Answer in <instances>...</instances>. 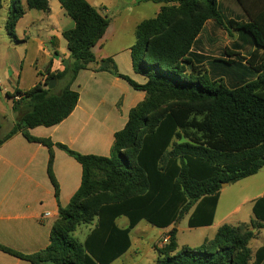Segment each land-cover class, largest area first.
Wrapping results in <instances>:
<instances>
[{"label":"trees","instance_id":"1","mask_svg":"<svg viewBox=\"0 0 264 264\" xmlns=\"http://www.w3.org/2000/svg\"><path fill=\"white\" fill-rule=\"evenodd\" d=\"M235 1L243 19L231 18L219 0H140L162 6L136 29L133 68L147 78L139 85L121 75L113 59L98 62L93 54L110 19L87 0H58L73 22L62 33L69 62L63 71L47 70L33 88L7 94L13 110L24 111L0 138V146L19 133L45 145L57 199L54 146L81 164L82 182L70 204L59 207L45 250L34 255L1 245L0 250L31 264H112L131 248L132 230L147 221L160 229L172 227L161 239L168 237V242L154 246V264H264V238L255 253L250 247L256 236L253 230L264 228V195L254 202L255 219L239 226L222 225L201 248H179L175 227L185 216L189 228L212 226L222 184H235L264 168V0ZM26 9L48 13L49 0H26V7L22 0H10L6 23L10 36ZM210 20L230 36L238 35L221 58L194 51ZM92 67L145 93L130 111L126 126L115 134L109 157L82 155L30 134L33 128L56 126L71 115L79 102V93L71 86L81 70ZM51 80L63 84L60 92L48 89ZM121 217L129 222L124 229L116 224ZM93 223L80 242L74 236L77 229Z\"/></svg>","mask_w":264,"mask_h":264},{"label":"crops","instance_id":"2","mask_svg":"<svg viewBox=\"0 0 264 264\" xmlns=\"http://www.w3.org/2000/svg\"><path fill=\"white\" fill-rule=\"evenodd\" d=\"M219 1L228 10L231 18L243 19L245 17L235 0ZM49 5L50 12H45L44 17L31 21L23 30L24 41L26 43L33 42L37 51L34 65L38 77L35 78L36 80L30 88L22 89L20 85L23 63L20 62V71L13 68L12 72H9L18 78L14 89L12 91L7 89L0 79V95L13 94L16 89L27 91L39 81L44 80L47 70L52 73L63 71L69 62L70 52L67 42L63 45L62 33L65 29L72 28L73 22L68 28L54 26L52 21H54L55 15L50 0ZM53 5L57 12H64L59 2H54ZM29 11L26 9L25 16L18 22L16 28L26 18ZM102 11L101 13L106 16L104 13L108 12L107 8L103 7ZM138 25L133 30V37L131 34L124 36L116 34L117 31L110 21L105 35L92 51L98 62L111 58L121 75L129 77L139 85H144L147 78L135 72L131 57V49L136 44L135 33ZM232 34L233 39L229 43L221 45L220 41L223 36L229 34L210 20L198 36L194 51L201 56L221 58L225 48L231 47L237 39V33L233 32ZM205 64L207 63L205 62ZM62 87L63 84H59V86L56 84L55 89L59 88L56 92H60ZM71 89L79 93V102L71 115L56 126L33 128L30 130V134L38 139H49L54 144L66 145L82 155L109 157L115 134L126 126L130 111L144 100L145 93L135 90L123 78L108 72H97L93 67L81 70ZM53 155V174L59 187L58 199L47 171L49 149L45 145L30 142L19 133L0 146V245L21 255H34L48 247L52 226L59 217V207H67L81 186L83 175L81 164L56 146L53 147ZM259 174H264V168L249 178ZM263 195L264 189L259 196L250 201L252 208L254 202ZM221 197L222 190L215 220ZM241 206L243 205L233 209L232 215L239 214ZM122 218L117 219L116 224L119 228L124 229L127 226L120 225ZM228 219L229 215L225 213L221 218V223L228 224ZM253 219L255 218L252 210V217L242 224H249ZM94 225L95 223L82 225L86 226L84 231L82 226L77 229L75 236L76 233L83 232V238L78 239L80 242L85 241ZM178 227L179 225L176 228L178 229ZM171 229L172 227L164 229L160 240L153 245H159L161 239ZM255 230H253L254 233ZM131 248L112 264H132L131 255V259H126ZM0 264L31 263L0 250Z\"/></svg>","mask_w":264,"mask_h":264},{"label":"rangeland","instance_id":"3","mask_svg":"<svg viewBox=\"0 0 264 264\" xmlns=\"http://www.w3.org/2000/svg\"><path fill=\"white\" fill-rule=\"evenodd\" d=\"M53 13L55 15L52 24L68 28L72 20L64 12H57L54 2L50 0ZM97 10L102 11L103 7L107 8L106 16L112 22L117 31L116 34L133 37V30L142 21L156 16L162 4L152 2H139L140 0H88ZM26 5V0H22ZM0 79L5 87L12 91L18 78L13 76V68L20 71V62L23 63L21 88L28 89L32 86L35 78L38 77L37 69L34 65L37 51L33 42L26 43L23 38V30L31 21L39 17H44L45 12L30 10L26 18L15 29V34L10 36L6 30V23L9 17L10 0H0ZM159 9V10H158ZM158 11V12H157ZM233 38L229 35L223 36L220 43L224 45L229 43ZM63 45L66 41L63 39ZM9 74V75H8ZM59 88L56 89L58 91ZM23 109L16 113L13 110V100L5 94L0 95V138L5 137L14 123L20 118ZM264 189V174H259L253 178L241 180L235 184L222 187V197L218 208L216 220L211 227L189 228L188 216H185L178 227V244L180 247L187 246L191 248H201L204 240L211 239L215 236L217 230L225 223H221V218L225 213L229 215L227 223L229 225H239L247 222L252 217V204L256 196ZM241 206L239 214L232 215L233 209ZM128 219L123 217L120 225L128 226ZM86 226H82L84 231ZM164 229L152 226L147 221H142L131 233L132 248L126 259L132 257V264H154L157 257L154 249V243L160 240ZM256 236L250 243V247L255 253L257 248L263 243L264 230H255ZM75 236V234H74ZM77 239L83 238V232L76 233ZM129 259V261H130Z\"/></svg>","mask_w":264,"mask_h":264},{"label":"water","instance_id":"4","mask_svg":"<svg viewBox=\"0 0 264 264\" xmlns=\"http://www.w3.org/2000/svg\"><path fill=\"white\" fill-rule=\"evenodd\" d=\"M56 84H57L56 80H51V82H50V84H49V86H48V89H50V90L55 89ZM228 185H229V184L224 183V184H222V187H225V186H228ZM178 225H179V223L176 224V227H177Z\"/></svg>","mask_w":264,"mask_h":264},{"label":"built area","instance_id":"5","mask_svg":"<svg viewBox=\"0 0 264 264\" xmlns=\"http://www.w3.org/2000/svg\"><path fill=\"white\" fill-rule=\"evenodd\" d=\"M15 100H20V96H16ZM168 242V237H165L160 243H159V247L164 246L166 243Z\"/></svg>","mask_w":264,"mask_h":264}]
</instances>
